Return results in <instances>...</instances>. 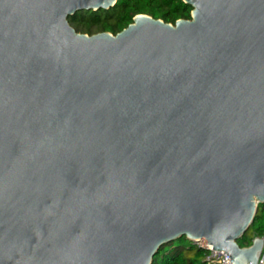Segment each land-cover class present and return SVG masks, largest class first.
<instances>
[{
	"label": "water",
	"instance_id": "1",
	"mask_svg": "<svg viewBox=\"0 0 264 264\" xmlns=\"http://www.w3.org/2000/svg\"><path fill=\"white\" fill-rule=\"evenodd\" d=\"M80 34L116 0H0V264H151L240 248L264 203V0H180Z\"/></svg>",
	"mask_w": 264,
	"mask_h": 264
},
{
	"label": "trees",
	"instance_id": "2",
	"mask_svg": "<svg viewBox=\"0 0 264 264\" xmlns=\"http://www.w3.org/2000/svg\"><path fill=\"white\" fill-rule=\"evenodd\" d=\"M189 12L190 8L180 0H116L106 11L77 12L67 21L80 34L107 32L114 35L139 14L173 24L179 19H189ZM255 237H264V203L257 204L249 229L236 239V244L240 248L247 247ZM203 253L202 249L180 238L160 248L151 264H204Z\"/></svg>",
	"mask_w": 264,
	"mask_h": 264
},
{
	"label": "built area",
	"instance_id": "3",
	"mask_svg": "<svg viewBox=\"0 0 264 264\" xmlns=\"http://www.w3.org/2000/svg\"><path fill=\"white\" fill-rule=\"evenodd\" d=\"M261 238L264 241V237ZM193 245L204 251L202 259L204 264H231L230 259L222 251L211 250L210 248L206 247L204 242L201 241L196 242ZM257 264H264V251L258 259Z\"/></svg>",
	"mask_w": 264,
	"mask_h": 264
}]
</instances>
